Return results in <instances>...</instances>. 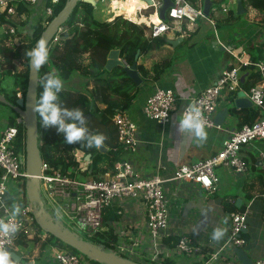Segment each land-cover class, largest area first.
Masks as SVG:
<instances>
[{
    "label": "crops",
    "instance_id": "crops-1",
    "mask_svg": "<svg viewBox=\"0 0 264 264\" xmlns=\"http://www.w3.org/2000/svg\"><path fill=\"white\" fill-rule=\"evenodd\" d=\"M203 1L198 0V5L203 6ZM236 3L234 2L235 9H237ZM210 13L207 16L208 21L199 18V27L196 24L198 19L195 22L182 20L165 33L170 40L182 38L178 45H170L139 57L138 62H142L147 68H150L154 62L164 59L171 63L158 80L142 79L141 84L137 85L139 88L136 98L125 112L137 126V145L135 151L122 155L131 163L135 177L147 178L159 175L166 180L164 189L171 208L168 227L161 233V239L155 246L148 233L144 211L139 205L131 207L127 217L131 224L130 233L120 242L131 248V253L127 252L126 255L140 264H204L210 253L220 250H223L221 264H241L234 248H230L228 244V233L231 214L245 211L248 214L247 230L243 233L246 240L243 250L253 264L257 260L264 259V162L259 156L260 150L264 148L262 144L253 143L242 151L247 166L245 173H235L230 169L217 167L215 174L218 177V185L213 193L203 190L196 182L174 180L176 171L181 165H192L215 155L232 132L246 124L245 118L251 115V112L259 111L253 105L247 109H235L234 100L239 91L235 95L224 93L213 116L215 127H206L208 135L203 143H197L190 134H181L178 131L177 116L185 106L191 104L195 96L213 85L223 71L237 65V60L232 55H236L243 63L257 62L264 52V25L257 26L253 23L261 15L257 9L251 7V10L245 11V15L249 13L248 23L238 20L220 28L215 23V17L218 15L221 17L220 13H215L214 19ZM144 14L147 15L146 12ZM152 16L156 15L151 14L150 17ZM22 19L24 20L25 17ZM235 24L238 25L233 30ZM184 27L186 29H183ZM192 33L194 34L191 35ZM218 42L224 44L226 50ZM180 44L183 46L177 50L176 47ZM249 69L250 67L243 68L245 84L254 73ZM157 88L171 90L178 98L176 109L173 110L169 121L164 124L147 118L143 111L146 100ZM243 88L244 91L247 90L245 85ZM20 94L18 98L21 97ZM225 110L227 114H224ZM260 115L264 116L261 110ZM7 124L8 116L6 126ZM1 132L0 127V135ZM114 148H117L118 152L123 150L119 143ZM114 148H109L107 152L111 162ZM23 158L25 160V154ZM90 163L91 160L88 162L84 159L79 164V168L85 171ZM100 174L102 173L95 176ZM74 176L78 177V174L75 173ZM79 176L87 178L93 174ZM11 193L13 194L12 191L8 192L3 198V204L11 208H19L21 203ZM7 196H11V199H6ZM216 227L225 230L223 238L218 241L211 239V233ZM183 235L193 237L197 244H201L203 251L191 255L177 253L173 242ZM115 236L117 239L115 246H117L120 237ZM26 237L31 239L33 236L27 234ZM40 238L43 241L45 235ZM10 252L18 259L15 261L11 256L14 264H58L48 247L39 250L41 255H36V252L30 255L21 244L15 243L10 248Z\"/></svg>",
    "mask_w": 264,
    "mask_h": 264
},
{
    "label": "built area",
    "instance_id": "built-area-1",
    "mask_svg": "<svg viewBox=\"0 0 264 264\" xmlns=\"http://www.w3.org/2000/svg\"><path fill=\"white\" fill-rule=\"evenodd\" d=\"M127 1L97 0V4L100 2L106 5L110 13L103 21H109L115 16L121 15L124 19L141 26L143 24L140 19H145L149 21V26L146 27V36L151 39L167 33L179 21L195 22L199 18H208L203 13L201 4L193 6L187 0H173L174 5L167 11V19L163 21L158 13L162 0H133L136 1V6H139L140 3L144 5L137 7L138 17L131 20L123 12V6ZM228 1L230 3L236 2V0ZM24 2L30 10V17L40 19L46 28L54 18L55 8L61 4L62 0H24ZM0 10L6 11L7 16H14L16 14L14 0H0ZM144 12L147 13L146 16ZM223 12H226V8L223 9ZM151 14L157 16L158 25H153L150 22ZM4 31L5 26L0 23V35ZM9 31L15 33V28L10 26ZM58 40L59 33L51 41L49 47L54 46ZM218 44L226 50L224 44L219 42ZM232 56L236 58L237 65L223 71L213 85L207 87L191 100V104H196L201 109L207 128L215 127L213 116L223 94L235 95L240 90L244 91L243 74L245 72L243 68L247 67H250L249 71L259 74L260 81L247 89L245 93L253 106L260 109L264 114V52L262 58L257 62L243 63L236 55ZM177 102V95L173 91L157 88L146 100L143 111L147 118L164 124L169 121L173 110L176 109ZM113 122L117 128L118 143L123 150L119 152L117 148L112 150L114 153L112 154L113 160L110 170L96 176L77 178L63 174L60 169L52 172L51 167L42 160L41 173L38 179L41 197L44 192L46 200L57 209V213L52 215L54 219L62 223L66 219L71 225L76 226L75 228L84 237L78 235L86 241L104 231H111L114 236L120 237L116 247L120 253L118 255L121 256V253H131V248L124 246L120 240L130 233L131 224L127 217L133 205H139L144 211L148 233L155 246L161 239V233L168 227L171 219V208L164 189L166 180H163L159 175L147 178L135 177L131 163L122 155L135 151L137 145L136 124L129 119L125 112L117 113ZM23 126L25 127L24 120L20 115L16 120V126L2 128L0 135V219H8L11 216L13 208L3 204V198L11 191V187H16L15 183L18 184V192L22 196L19 199L21 206L18 208L19 211L14 220L18 225L17 232L7 237L0 234V247L9 250L17 238L23 234L27 235L29 229L36 228L32 215V204L23 202L22 184L31 176L25 169L23 155L17 153L15 145L19 127ZM256 142L264 146V116L253 124H244L240 129L232 132L231 136L222 143L221 149L210 158L192 165H181L176 171L174 180L193 181L200 184L203 190L213 193L218 185L215 169L223 167L235 173H245L247 166L242 157V151ZM259 156L264 162V148L260 150ZM74 157L80 164L83 162L85 154L76 150ZM247 214L246 211L231 214L228 233L230 248H243L245 246L246 240L243 233L247 230ZM173 245L179 254L191 255L203 251L201 244H197L190 235L177 238ZM48 248L58 264H94L82 255L72 253L68 249L54 245ZM222 251L210 253L204 264H221ZM254 264H264V259L257 260Z\"/></svg>",
    "mask_w": 264,
    "mask_h": 264
},
{
    "label": "trees",
    "instance_id": "trees-1",
    "mask_svg": "<svg viewBox=\"0 0 264 264\" xmlns=\"http://www.w3.org/2000/svg\"><path fill=\"white\" fill-rule=\"evenodd\" d=\"M187 1L193 6L198 5V0ZM241 1L246 12L248 4L261 13L253 23L257 26L264 25V0ZM66 2L67 0H62L61 4L55 8L54 17L63 9ZM211 2L213 5L210 16L214 19L216 13L214 7L218 3H228L229 1L211 0ZM14 4H16V14L14 16H7L6 11L0 10V23L5 26V31L0 35V86L5 77L13 76L17 79L16 85L23 87L22 96L25 97L30 61L25 56V52L35 46L45 27L40 19L32 21L30 10L24 0H14ZM95 11L96 8L88 2L81 0L77 3L59 32V40L54 46L49 47L50 58L48 63L38 70V95L42 91V80L46 73L54 71L62 77L63 81H68L74 73H78L86 79L83 89L72 92L63 88L59 94L60 102L63 106L80 108L85 115L89 114L90 116L86 121L89 130L102 133L105 137V145L114 148L118 144V133L113 118L117 113L127 111L136 98L139 87L128 76L125 67L117 66L110 71L105 69L108 53L111 50L118 49L120 58L126 66H130L135 62L138 51L140 52L139 57H142L162 50L170 44L167 43V40H169L167 34L151 39L146 36V26L130 22L121 15L115 16L110 22L100 21L94 17ZM242 16L237 15V9L227 8L224 15L215 17V23L220 28L221 26L233 24ZM22 17H25V19L23 20ZM196 24L199 27L200 19L196 21ZM10 26L15 28V33H10ZM24 26L30 27L28 29L31 31V36H27L30 33L29 30H27L28 33L22 31ZM17 38L20 44L14 46ZM252 59L255 60V58ZM15 60H22L25 66L24 71L15 72L13 64ZM170 65L171 63L167 59L154 62L150 68H147L142 62H138L137 71L143 80H158ZM249 79L246 84L244 83L247 89L258 83L260 76L258 73H253ZM0 90L3 89L0 88ZM19 93L20 90L15 88L10 94L5 93L4 97L9 103L15 104ZM13 111L16 116H8L7 126H16V120L20 114L15 110ZM261 117L259 109V111L251 112V115L247 116L244 122L253 124ZM38 126L40 131V155L42 160L51 167L52 172L60 169L63 174L74 177L77 171L79 174L87 176L89 173L95 175L110 170L112 164L110 157L108 154H100L97 147L89 148L84 142L73 145L66 144L63 136L54 129H45L39 121ZM25 141V127H19L15 142L17 153L25 154ZM75 150H79L85 155L91 154V163L87 170L83 171L79 168V162L74 157ZM22 186L23 202L27 203L25 182ZM35 226L37 229L36 237L41 239V232L43 231L36 223ZM44 235L45 239L41 244L42 249L54 245L68 249L72 253L80 254L53 236ZM25 238L26 235L23 234L20 238H17L15 243L25 246ZM88 241L107 252L120 254L115 246L116 236L111 231H104ZM82 256L91 260L94 264H100L84 255ZM121 256L131 259L126 254L121 253Z\"/></svg>",
    "mask_w": 264,
    "mask_h": 264
},
{
    "label": "water",
    "instance_id": "water-1",
    "mask_svg": "<svg viewBox=\"0 0 264 264\" xmlns=\"http://www.w3.org/2000/svg\"><path fill=\"white\" fill-rule=\"evenodd\" d=\"M81 0H67L63 9L51 20V22L43 30L41 37H45L48 41V45L53 41L55 36L61 31L63 24L68 20L73 9ZM90 3L94 8L97 7V0H84ZM203 13L205 16H209L212 2L211 0L203 1ZM237 2V15H243L245 9L241 0H236ZM173 0H162V5L159 8V17L161 20L165 21L167 19V11L173 7ZM140 22L148 27L149 22L145 19H140ZM39 38V39H40ZM182 41V38L176 40H167V43L171 46H176ZM140 52L138 51L135 56V62L126 66L124 61L120 58V51L118 49L111 50L108 53L105 69L110 71L114 67L120 66L125 67L128 76L135 82L136 85H140L142 79L137 71V64ZM38 95V71L31 67L29 61V74H28V84L25 97L17 98L15 104L9 103L5 98L0 100L8 104L13 110L19 113L23 120L26 130V141H25V169L27 173L31 176L25 182V193L29 203L32 204V215L34 217L35 223L39 228L45 233L53 236L62 243L70 246L74 250L78 251L80 254L99 262L100 264H140L131 259L124 258L114 252H107L103 249L98 248L95 244L84 240L77 233L71 231L65 225L53 218L51 212L47 210L45 204L41 198L40 194V181L38 176L41 173L42 158L40 155V131L38 126V117L32 109L33 101ZM252 102L247 97L245 91L241 90L237 93V98L234 100L235 109H247L252 107ZM224 114H227L225 110ZM87 118L89 114L85 115ZM100 154H107L109 148L103 144L97 147ZM91 154H86L84 159L86 161L91 160ZM263 163V162H261ZM234 252L237 256L238 261L241 264H253L251 258L243 250V248H235ZM15 261L18 259L11 254Z\"/></svg>",
    "mask_w": 264,
    "mask_h": 264
},
{
    "label": "clouds",
    "instance_id": "clouds-1",
    "mask_svg": "<svg viewBox=\"0 0 264 264\" xmlns=\"http://www.w3.org/2000/svg\"><path fill=\"white\" fill-rule=\"evenodd\" d=\"M29 58L31 67L39 70L47 64L50 58V49L45 37H41L34 47L25 52ZM64 87L62 77L56 72H48L42 80V91L34 99L32 109L45 128H52L63 136L66 144L73 145L80 142L89 147H100L105 137L102 133L91 132L87 126V117L80 108H69L60 102L59 94ZM177 129L181 134H190L197 143H203L207 139V129L202 117L201 109L196 104L185 106L177 116ZM19 211L13 208L8 219H0V234L11 236L18 230L14 222ZM224 229L216 227L211 233L212 240H220L224 236ZM0 264H14L11 252L7 248L0 247Z\"/></svg>",
    "mask_w": 264,
    "mask_h": 264
},
{
    "label": "rangeland",
    "instance_id": "rangeland-1",
    "mask_svg": "<svg viewBox=\"0 0 264 264\" xmlns=\"http://www.w3.org/2000/svg\"><path fill=\"white\" fill-rule=\"evenodd\" d=\"M237 4V3H236ZM234 6H235V4L233 3V4H231V3H222V4H220V3H218L214 8H216L215 9V12L216 13H220V15H224V13L222 12V8H233V9H235L234 8ZM247 9L248 10H251V6L250 5H248L247 4ZM255 9V8H254ZM137 10V9H136ZM236 10V9H235ZM95 13V16L94 17H96L98 20H100V21H102L101 19H105V18H107L109 15H110V13L109 14H107L108 13V10H107V7H106V5H104V4H102V3H98L97 4V7H96V11L94 12ZM124 15H126L127 16V14H125L124 13ZM244 15H245V13H244ZM219 16V15H218ZM37 17H34L33 18V20L32 21H36L37 19H36ZM248 18H249V13L248 14H246L245 16H242L240 19H237L236 21H240L241 20V22H243L244 23V21H246L247 23H248ZM255 17H253V19H254ZM29 20H30V17H29ZM204 21H208L207 20V18L206 19H204ZM29 22V21H28ZM28 25V24H27ZM238 24H235V25H233V27H232V29L233 30H235L237 27ZM30 28V27H29ZM235 28V29H234ZM24 29V30H23ZM27 30H29V29H27V26H24L23 28H22V31H24V32H27L28 33V31ZM29 34H27V36H31V31L29 30ZM59 38H60V36H59ZM19 44H20V41L18 40V38L15 40V43H14V46H19ZM182 44H180L179 46H177L176 47V49L178 50V49H180V48H182ZM176 51V50H175ZM14 66H15V72H22V71H24L25 70V66L23 65V62H22V60H15L14 61ZM86 81V79L85 78H83L82 76H80L78 73H74L73 75H72V77L68 80V81H63L64 82V87L63 88H66V89H68V90H71L72 92H78L80 89H83V86H84V82ZM16 82H17V79H15L13 76H10V77H5V79H4V81H3V83L1 84V86H0V88L1 89H3V90H0V98L1 99H4L5 97H4V94L5 93H7V94H10V92L12 91V90H14L15 88H18L19 90H20V95H21V97H23L22 96V93H23V87L22 86H17L16 85ZM18 96V95H17ZM1 101V100H0ZM7 116H10V117H15L16 115H15V113H14V111H13V109H11V107L9 106V105H7V104H5L4 102H0V127L1 128H4V127H6V119H7ZM76 151V150H75ZM76 174H78V177L77 178H80V176L79 175H81V174H79L78 173V171L77 172H75ZM15 185H16V187L17 188H14V187H11V191L13 192V194L15 195V197H17L18 198V202L19 203H21V201H19V199L22 197V196H20L19 195V192H18V184L17 183H15ZM14 190V191H13ZM12 194V193H11ZM12 194V195H13ZM13 195V196H14ZM42 199L44 200V202H45V207L47 208V210L49 211V212H51V214L52 215H54V214H56L57 213V209L56 208H54V206L50 203V202H48L47 200H46V197H45V195H44V192H43V194H42ZM6 199H11V196H7L6 197ZM66 221V222H65ZM65 221H63V223L65 224V227H67V228H69L71 231H73V232H75V233H77V234H79L81 237H84L73 225H71L66 219H65ZM29 234H31L33 237L31 238V239H27V238H25V243H26V245L25 246H23L24 248H25V250H26V253L28 254H34V252H36V255H41L42 253H39V250H43L42 248H41V244H42V240L41 239H37V229L36 228H31V229H29L28 230V235ZM41 234L42 235H44L45 233L44 232H41ZM86 239V238H85ZM48 252V251H47ZM49 253V252H48ZM29 255V256H30ZM91 261V260H90ZM21 264H23V263H21Z\"/></svg>",
    "mask_w": 264,
    "mask_h": 264
},
{
    "label": "bare ground",
    "instance_id": "bare-ground-1",
    "mask_svg": "<svg viewBox=\"0 0 264 264\" xmlns=\"http://www.w3.org/2000/svg\"><path fill=\"white\" fill-rule=\"evenodd\" d=\"M136 1H133V0H128L125 5L123 6V12L125 14H127L126 17L130 18L131 20H135L137 17H138V14H136L138 8L137 7H141L143 6L144 4L141 3L139 4V6L135 4ZM137 9V10H136ZM122 10V8H121ZM109 14V11L108 13ZM150 22L153 24V25H158L159 23V20L157 18V16H152L151 19H150ZM116 127V126H115ZM54 216V215H53ZM49 235V234H48Z\"/></svg>",
    "mask_w": 264,
    "mask_h": 264
}]
</instances>
